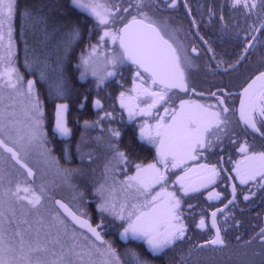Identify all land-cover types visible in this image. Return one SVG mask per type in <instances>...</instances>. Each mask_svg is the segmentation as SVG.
<instances>
[{"label": "snow or ice", "instance_id": "obj_1", "mask_svg": "<svg viewBox=\"0 0 264 264\" xmlns=\"http://www.w3.org/2000/svg\"><path fill=\"white\" fill-rule=\"evenodd\" d=\"M181 5L191 13L187 0H70L68 11L60 4L0 0V264H154V257H167V264H264V224L247 238L237 234L233 246L227 230L239 228L241 221L229 209L221 224L216 208L195 222L209 237L189 244V218L194 217L186 216L202 189L208 190V200L221 199L222 192L209 189L222 178L231 181L225 208L232 205L243 213L254 205L257 192L264 202V0H230L219 11L208 10L209 24L219 21L222 41L242 43L233 61L217 59L195 18L191 21L196 38L218 68L225 65V73L238 72L260 49L259 67L238 93L219 85L215 91L198 90L192 83L200 50L194 41L180 39L182 28L172 11ZM225 7L233 16L242 15L246 27L237 21L233 30ZM18 22L26 37L31 34L45 45L38 49L24 41L23 66L32 78L18 65ZM50 40L54 59L47 53ZM77 48L81 51L72 66ZM125 70L132 74L129 88L120 80ZM73 73L81 82L90 80L97 93V118L84 120L76 145L82 164L94 160L81 146L88 143L89 130L105 133L95 137L105 153L103 168L98 176L91 168L92 179L84 187L74 179L88 177L89 169L64 167L50 146L40 91L45 87L54 105L53 134L69 140ZM112 82L124 89L115 98L119 117L115 105L108 110L99 98ZM234 96L238 109L230 105ZM117 119L131 125L127 132L103 123ZM63 152L71 162L67 145ZM51 174L59 184L45 179ZM236 181L248 186L242 193L249 202L245 208ZM55 189H67L69 198H57ZM113 236L123 242V250ZM205 251L220 257L205 258ZM169 253L178 254V260Z\"/></svg>", "mask_w": 264, "mask_h": 264}, {"label": "flooded vegetation", "instance_id": "obj_2", "mask_svg": "<svg viewBox=\"0 0 264 264\" xmlns=\"http://www.w3.org/2000/svg\"><path fill=\"white\" fill-rule=\"evenodd\" d=\"M188 7L191 8V13L189 14L187 9L182 5L178 10L172 11V15L174 17L175 22L182 28V31L179 33L180 39L185 43L195 42L196 47L200 50V57L196 60L197 68L193 69L190 73V78L192 83L197 87L198 90H207L211 88L212 91H215L216 88L214 86H221L229 88L233 93H238L240 91V85L244 83V81L248 78L251 72L259 67L260 61V49L257 48L256 52L253 53L251 59L240 68L238 72H233L229 70L228 73L223 71L225 65H221L219 68L216 66V61L212 60L211 53H207L205 46L196 38V26L191 23L192 19L195 18L197 23L200 26V35L204 36L205 39L208 40L209 44L212 45L213 49L217 54V59L223 58L227 61H233L237 56H239L242 52V43L236 40L228 39L224 37L223 41L221 40V32L219 21L213 19L212 23L208 22V10L210 8H216L219 11L220 4H230V0H187ZM224 14L226 20L229 22V25L233 30H235L237 26L240 28L246 27L244 22V18L239 13H236L233 16L232 11L229 7H225ZM188 33L187 39H185V33ZM131 85V81L125 88H129ZM124 90V89H123ZM235 103V107L238 109V99L234 96L233 101L231 103ZM84 105V104H83ZM80 108H83L79 106ZM119 109V108H118ZM120 110V109H119ZM118 110V112H119ZM238 116V113H237ZM126 119V117H125ZM112 127H121L125 132H127L128 128L131 126H124L121 124L120 120L117 119L116 126L112 125ZM93 134L104 135L105 133H101L99 129L93 130ZM127 139V136H125ZM255 143L259 145L261 143L259 137L256 138ZM147 160L151 159V153L143 154ZM215 157L210 156V160L215 162ZM226 167H230V165L226 164ZM237 183V195L238 199L241 201L240 207L245 208V204L249 202H244L242 199V193L246 194L247 187L239 185ZM209 190H215L218 192H222L224 195L220 200H208V190H201V193H197L196 197L192 199L190 202L193 205L192 209H186V216L188 212L193 214L194 219L189 218L190 230L189 236H191V241L188 243H195L196 241L203 242L206 238L209 237L210 233L208 231H202L200 229L195 228V222H198L200 215L203 213L210 217V213L215 211L216 208L224 207V204L227 203V199H230L231 193V181H225L223 178L217 182L216 185L211 186ZM255 191V189H253ZM255 202L251 208H245L243 213L240 212L239 208H233L232 205H229L228 208L219 212L218 221L223 224L224 218L223 214L229 212V209L235 215V218L241 221L239 228L229 227L227 230V240L231 245L236 244L235 236L237 234L241 235L244 238H247L253 231L258 230V226L264 224V202L260 199V192H257L256 196L252 198ZM259 213V215H257ZM232 218H229V224H231ZM210 223V219H209ZM110 239H114L115 241H119L114 236L109 237ZM122 242V241H120ZM123 243V242H122ZM124 247V244H122ZM133 247H139L138 242H134L132 244ZM185 249L188 247V244L182 245ZM209 251H205L207 256H214V253H210ZM169 256L178 257V254L169 253ZM154 264H167V257H154Z\"/></svg>", "mask_w": 264, "mask_h": 264}, {"label": "trees", "instance_id": "obj_3", "mask_svg": "<svg viewBox=\"0 0 264 264\" xmlns=\"http://www.w3.org/2000/svg\"><path fill=\"white\" fill-rule=\"evenodd\" d=\"M21 5L25 3L30 4H40V3H52V4H60L62 5L63 11H68V6L70 3V0H20ZM72 15L75 17H79L83 19V16L79 13L73 12ZM16 40H17V46H18V65L21 69V71L25 74L26 78H32L31 75L25 71L23 66V60H24V41L25 39H28V41H31V35L29 34L27 37L23 34V25L21 22H18L16 25ZM29 41V44H30ZM32 42L38 49H43L45 45L43 44H37L35 39H32ZM54 43V40L49 41V45L47 47V53L52 56L54 59V49L52 47V44ZM81 49L77 48L71 57V65L74 66L77 58L80 54ZM131 72L128 70H125L123 73V76L120 78L121 82L124 85V88L127 86V84L131 81ZM79 73H73L71 77V84L76 89L73 93L70 94L67 103L69 104V110L67 113V120L69 127L73 130V135L69 140H65L60 138L57 135L53 134V127H54V119H55V109L54 105L47 98L46 89L43 86H40L41 91V97L44 100L45 108H46V123L49 130V140L51 141L50 146L53 147L54 154L60 158V161L62 163H68L72 166L78 165L81 163L79 154L76 152V145L80 143L81 140V133L84 132L83 128V122L84 120H95L97 118V110L95 109L93 105V101L97 98V93L95 88L92 86L91 81L81 82L78 79ZM123 90L119 83L112 82L109 84L107 91H102L99 94V98L102 100V103L104 104V107L108 110H113V105H115V114H118V105L116 101V97L118 96L119 92ZM88 96L89 100L84 101L83 97ZM81 104H84L83 108H80L79 106ZM102 114V113H101ZM104 124L107 125H114L116 126L117 120L112 121L110 124L108 121H105ZM131 126V125H128ZM65 145L68 146V153L67 156L70 158L71 162H69L68 159L65 158V154L63 152V149ZM82 181V180H81ZM83 186H85V182H81ZM117 246L123 250V243L120 241H115ZM212 253V252H210ZM208 253V254H210ZM216 258L220 257L219 253L215 254ZM203 257L205 258H211L213 256H207L205 253H203ZM179 257L176 259L178 260Z\"/></svg>", "mask_w": 264, "mask_h": 264}, {"label": "rangeland", "instance_id": "obj_4", "mask_svg": "<svg viewBox=\"0 0 264 264\" xmlns=\"http://www.w3.org/2000/svg\"><path fill=\"white\" fill-rule=\"evenodd\" d=\"M31 35V34H30ZM32 39H34L33 37H32V35H31V41H30V45H33V46H35L32 42H34V41H32ZM17 41V40H16ZM129 87H131V85L129 86ZM117 103V105H118V102H116ZM119 107V106H118ZM120 111L121 110H119V112H118V114H115V115H117V117H119V115H120ZM125 117H126V113H125ZM105 122V121H104ZM103 122V123H104ZM105 125V127H108V126H111L112 127V125H107V124H104ZM96 134H93V130H89V132L87 133V137H88V143L87 144H84V145H81L82 146V148H83V151L84 152H92L93 153V155H94V160H93V162H92V164L89 166V164H88V161L87 160H85L84 162H83V164L82 163H79L78 165H75V166H72V165H70V164H68V163H62L61 162V164L64 166V167H69V168H75V167H85V168H87V169H89V176L88 177H86V178H80V177H77V178H75L74 179V182L75 183H78V184H80L81 185V187H84L83 185H82V183H80V181L81 182H85V184L86 183H90V181H91V179H92V176H93V174L91 173V168H95L96 169V172H95V174L94 175H96V176H98L99 175V173H100V171L102 170V168H103V164H104V162H105V153H104V150H103V148L102 147H100V146H98L97 144H96V142H95V136ZM105 135V134H104ZM80 157V156H79ZM45 179L48 181V182H50V184H59V182H60V180H59V177H57L55 174H51V175H49V176H47V177H45ZM39 182V181H38ZM55 192H56V195H57V198H60L61 196H63L64 198H69V193H68V191H67V189H63V190H60V189H55Z\"/></svg>", "mask_w": 264, "mask_h": 264}, {"label": "water", "instance_id": "obj_5", "mask_svg": "<svg viewBox=\"0 0 264 264\" xmlns=\"http://www.w3.org/2000/svg\"><path fill=\"white\" fill-rule=\"evenodd\" d=\"M221 209V211H223L224 209H226L225 207H222V208H220Z\"/></svg>", "mask_w": 264, "mask_h": 264}]
</instances>
